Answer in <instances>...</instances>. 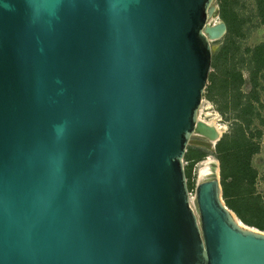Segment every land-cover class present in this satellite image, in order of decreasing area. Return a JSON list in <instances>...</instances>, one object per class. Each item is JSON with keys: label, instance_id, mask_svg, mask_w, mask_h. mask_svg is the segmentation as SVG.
Returning a JSON list of instances; mask_svg holds the SVG:
<instances>
[{"label": "water", "instance_id": "95a60500", "mask_svg": "<svg viewBox=\"0 0 264 264\" xmlns=\"http://www.w3.org/2000/svg\"><path fill=\"white\" fill-rule=\"evenodd\" d=\"M211 1L0 0V264H264L218 176L189 202Z\"/></svg>", "mask_w": 264, "mask_h": 264}, {"label": "rangeland", "instance_id": "374dc122", "mask_svg": "<svg viewBox=\"0 0 264 264\" xmlns=\"http://www.w3.org/2000/svg\"><path fill=\"white\" fill-rule=\"evenodd\" d=\"M211 3L214 12L207 21L221 20L226 30L211 41L210 66L197 116L204 120L216 117L223 131L215 142L198 133L189 136L182 156L187 191L194 198L196 183L218 171L225 205L264 226V47L259 46L264 41V25L254 23V0ZM237 113L252 118L245 141L243 130L236 125ZM246 162L252 170L245 167ZM204 166L209 173L200 174ZM192 206L195 209L194 201Z\"/></svg>", "mask_w": 264, "mask_h": 264}, {"label": "trees", "instance_id": "16d2710c", "mask_svg": "<svg viewBox=\"0 0 264 264\" xmlns=\"http://www.w3.org/2000/svg\"><path fill=\"white\" fill-rule=\"evenodd\" d=\"M255 5L257 7V11L254 12V23L255 24H263L264 25V0H254ZM259 46L264 47V41H262ZM235 121H236V125L240 126L242 131V139L245 141L249 138L248 136V132H250V130L252 129L251 123H252V118L251 115H243L240 113H237L235 116ZM232 149V148H231ZM255 151V150H254ZM232 152V150L228 149L227 154H230ZM241 163V162H238ZM241 166V165H240ZM245 167L249 170H252L253 168H251V166L246 162ZM222 168V167H221ZM224 179V177L222 178V180ZM221 188L223 191V194L225 193L224 190V183L223 181H221ZM227 204L229 206H231L228 202ZM232 208V207H231ZM235 214L241 219V221L245 224L248 225H252V226H256L259 229H264V226L255 223L253 221H250L248 219H246L242 214H240L237 210L233 209Z\"/></svg>", "mask_w": 264, "mask_h": 264}, {"label": "bare ground", "instance_id": "6f19581e", "mask_svg": "<svg viewBox=\"0 0 264 264\" xmlns=\"http://www.w3.org/2000/svg\"><path fill=\"white\" fill-rule=\"evenodd\" d=\"M216 21H214V22H216ZM209 24H211V22H209ZM197 111H198V109H197ZM216 120H217L216 117L215 118H212L210 120H204V119L200 118L199 116H197V112H196V123H195V126H194L193 133H198V134H201V135L207 137L210 140V142L217 141L220 138L221 133L223 131V125L220 124V123H217ZM199 173L200 174L209 173V170L204 166V167H202L199 170ZM217 174H218V171H211V173H209L207 175H209V176H212V175L217 176ZM189 202H190V204L192 206L193 197L190 196V195H189ZM231 214L233 215V217L235 218V220L240 225H242V226H244L246 228H248V227L254 228L251 225H247V224L243 223L241 221V219H239L234 212L231 211Z\"/></svg>", "mask_w": 264, "mask_h": 264}]
</instances>
